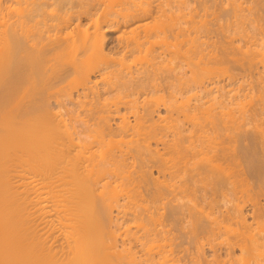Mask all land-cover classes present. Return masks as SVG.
<instances>
[{
    "label": "bare ground",
    "instance_id": "6f19581e",
    "mask_svg": "<svg viewBox=\"0 0 264 264\" xmlns=\"http://www.w3.org/2000/svg\"><path fill=\"white\" fill-rule=\"evenodd\" d=\"M57 1L54 9L49 0H0V264H264V200L252 197L264 199V123H253L256 132L235 134L240 140L227 133L223 139L225 126L229 130L245 123L236 117L240 109H231L236 114L228 111V117H221V140L220 133L207 135L202 128L205 114L199 113L210 112L203 101L194 107L178 106L177 95L194 90H184L188 80L181 72L186 63L195 65H190V81L206 90L218 80L208 79L212 83L206 85L204 72H211V61H220L218 52L211 50L213 55L204 60L211 52H204L201 32L189 37L182 6L186 0H175L177 14L174 0ZM96 1L105 5L102 11ZM67 3L79 9L65 8ZM84 15L89 16L87 27L76 21ZM121 27L117 57L108 47V33ZM210 27L203 29L204 37L212 33ZM246 35L247 47L246 42L236 47L235 36L230 43L241 50V65L248 59L245 66L254 70L244 68L254 72L264 46L253 47L258 40ZM221 46L224 56L232 54L233 46L229 45L231 53ZM169 57L184 69L178 73L173 64L168 69ZM218 70L216 65V75ZM214 87L205 94L218 92L214 99L236 96L231 89ZM173 100H178L176 106ZM255 105L257 110L259 104ZM161 106L170 113L164 126L158 124L164 116L155 119ZM175 107L187 119L183 125L170 111ZM208 114V123L219 124L220 117L217 121L214 113ZM130 158L139 165L131 164ZM243 160L249 165L242 172L237 168ZM252 179L256 186L250 184ZM143 200L152 205L144 202L147 206L142 207ZM193 200L191 210L188 202ZM249 200L252 209L246 210ZM206 206L218 214L211 217V210L203 211ZM174 230L182 235L175 236Z\"/></svg>",
    "mask_w": 264,
    "mask_h": 264
},
{
    "label": "rangeland",
    "instance_id": "374dc122",
    "mask_svg": "<svg viewBox=\"0 0 264 264\" xmlns=\"http://www.w3.org/2000/svg\"><path fill=\"white\" fill-rule=\"evenodd\" d=\"M49 1H51V6H52V8H54V9H57L58 7H57V0H49ZM171 1H173V0H171ZM185 1V0H184ZM229 1V2H228ZM232 0H186L185 2H186V4L187 5H184L185 4V2H184V4H182V6L183 7H185V8H183V11L185 10V12H186V15H184L185 17L184 18H186V24H184L186 27H188V30L187 31H189L190 30V34L191 35H189V37L191 36V38H193V36H195V37H197L199 34H200V32H201V38L203 37L204 39H202V40H206V43H205V45L203 46L204 47V52H205V50H206V54L207 53H209V52H218L217 54V56L220 58V61H223V63L222 62H220L219 61V63L217 62L218 60H216V63H215V60L214 61H211V66L213 67V68H211L210 67V65L208 64V68L210 67L212 70H211V72L210 71H205L204 73L206 74V73H208V75H205L204 77L206 78V85H208V84H211L212 82H210L211 81V79L212 78H214L213 79V82H215V81H217V82H215V83H218V84H215V83H212L211 84V86H214L215 85V90H217V88H218V90H220L221 91V88H223V87H226V89L224 88V90H233L232 91V94H234V95H236V96H233V95H231L230 97H225V98H219V99H223V100H221V102L220 101H218L219 99H214V96L218 93H215V94H213V95H208L207 96V94H205V93H207V92H205V91H207V90H209V88H211V86L210 85H208V87L206 88V90H205V88H201L200 86H199V83L198 82H196V81H190L193 77V71H192V68H193V66H194V69H195V65H194V63H191L193 66H190L191 64L190 63H186V66H184L185 67V69L183 70V69H181V70H183L182 72H181V70H179L178 68H177V62H176V60L175 59H173V58H171V57H169L170 59L169 60H167V61H169L168 63H165V64H168L167 65V67H169L170 66V64L172 65H174V67H175V65H176V71H178V73L179 72H181V73H183L184 74V79L187 81L188 80V84L191 82L192 84L191 85H189L188 86V84H187V86L185 87V91H187L186 89H188V90H195L196 91V93H195V91L193 90V92L192 91H187L184 95H177L178 96V100H179V98H181L180 100H179V102H178V100L175 102L174 100H173V102H175L174 103V106H176L178 103H179V107L181 106V108H183V106L185 105V106H188V108L189 107H191V105H193V107H194V104L195 105H197V104H200V103H202L201 101H203L204 102V105H203V107L206 109H208L210 112H208V113H216L217 112V110L216 109H218V112L220 113H218V114H215V117L217 118L216 120L217 121H219V117L221 118H223L226 114H227V116L226 117H228V113L229 112H232V113H237L238 112V110L240 109V111L238 112V113H242V114H236L237 116V118H239L240 120L241 119H243L241 122H243L244 123V120H245V125L244 124H242V125H244V126H242L241 125V127L244 129V127L246 128V129H244L243 130V132L241 131V127L239 128V126H238V124H237V127L239 128H235L236 126H233L234 128H230L229 130H226L227 128H226V126L225 125H221L220 124V122H222V118L220 119V121H219V124L222 126V127H220L219 126V124H214L213 122H211L210 123V121H209V123H208V120H210L209 118L210 117H207V112L206 111H204V112H202V111H200V113L199 114H202L203 113V115L205 116H202V117H204L203 119L205 120V122H203L204 120H202V122H203V126L204 127H202L203 128V130H204V128H205V130H206V133H205V131H204V133L205 134H209V133H211L210 135H213V136H216L218 133H220L221 131H225V132H221L222 134L223 133H225V135L226 136H222L221 135V133L220 134H218L219 135V138L221 139V140H223L225 137H229V136H227V134L228 135H232L233 134V136L232 137H234V135L235 134H237L238 133V135H242L243 133H245L246 132V130H248V133L250 132V130L249 129H251V132H252V130L255 128L254 127V124H256V123H259V125L262 123H264V120H263V122H262V120L260 121V119H264V107H262V106H264V105H262V103L261 102H263L264 103V97H262V96H264V91L261 89V88H263L264 89V85H262V83L264 84V77H262V74H263V76H264V56L262 57V55H259L258 57H256L257 58V60L258 59H260V60H258V64L256 63V65L254 66L255 67V71L253 72V70H254V68L253 67H247L249 64H247L246 66H245V64L246 63H248L247 61H248V59L246 60V63H243L244 64V66H243V64L241 65V63L244 61L245 62V58H244V56L240 53V51H239V48H236V47H238L239 46V44H240V47L242 46V45H244L243 43H245L246 41H245V39L248 41V39H247V35L246 36H243V34L245 35V34H248V36L250 35V34H252V35H254L253 36V38L255 37V41L256 40H258V41H256V43H257V45L255 44V46H253V47H256V46H261V47H263L264 45L263 44H259V43H264V9H263V7H264V0H234V3H233V1H232V3H230ZM236 1V2H235ZM239 1H240V5H241V2H242V5H241V7H239V9L238 10H240V9H242V6L244 5V3H245V5L243 6L245 9H242L243 11L239 14L238 13V15L240 16V18H239V16L237 15V14H235V12L237 13V12H240V11H238L237 9V11L235 10L234 11V9L235 8H233L234 6H235V3H237V4H239ZM262 1H263V3H262ZM76 2V1H75ZM74 2V4L75 5H77L76 3ZM79 2V1H78ZM98 1H96V4H98V5H100L101 4V6H98V7H102V9H101V11L103 10V8H104V4H106L107 3V0H104V4H102L103 3V0H102V3H101V1H100V3H97ZM174 2V3H173ZM171 4H173V5H175L174 6V10H175V7H176V5H177V7H179L178 6V2L176 1L175 2V0L173 1ZM49 3V2H48ZM229 3L230 4H232V5H230L229 6ZM256 3H258V4H256ZM68 4V3H67ZM67 4H65V8H69L70 6H72L71 4L69 5L68 4V6H67ZM260 4H262L261 6H259V7H257L256 8V6L257 5H260ZM187 6V7H186ZM227 6V9H228V7H229V9H230V12H229V10L227 11V9L225 8L224 9V7H226ZM249 7V11H250V9H251V11H250V13H249V11H247L248 9H247V7ZM76 7V6H75ZM177 7H176V13L175 14H177ZM236 7V6H235ZM253 7V8H252ZM262 7V8H261ZM71 8V7H70ZM233 8V9H232ZM77 9H79V7H76V9L72 6V10H77ZM247 9V10H246ZM258 9H261V10H258ZM49 10H53V9H51L50 7H49ZM172 10H173V8H172ZM100 11V10H99ZM247 12V14L249 15H244V13L246 14V12ZM259 11V12H258ZM179 12V11H178ZM185 12H183V14H185ZM232 12V13H231ZM234 12V13H233ZM252 12V13H251ZM242 13H243V15H244V17H242ZM259 13V14H258ZM225 14V15H224ZM227 14H229V16L227 15ZM233 14V15H232ZM234 14L235 15H237L238 17H235L234 16ZM232 15V16H231ZM259 15V16H258ZM261 15V16H260ZM223 16H225V17H223ZM248 18H246V17ZM228 17V18H227ZM235 17V18H234ZM242 17V18H241ZM261 17V18H260ZM221 18H226L225 20H223V19H221ZM81 19H82V21H81ZM81 19L80 18H78V19H76V21L79 23H82V27H87L88 25H89V22H90V20H89V16H87V15H84V16H82L81 17ZM220 19H221V21H220ZM241 20L242 19V21H244L243 19H246L243 23L242 22H240V20H239V22L237 21H234V20ZM79 20V21H78ZM200 20L202 21V22H200ZM205 20V21H204ZM230 22H229V21ZM76 21L74 22L75 24H76ZM149 21H151L152 22V18L151 19H149ZM211 21H213V23H211ZM217 21V22H216ZM224 21V22H223ZM228 21V22H227ZM185 22V21H184ZM236 22V23H235ZM73 23V24H74ZM202 25H201V24ZM206 24V25H208V26H206V25H203V24ZM217 23L218 24H228L229 26H227V24L225 25L226 26V28H225V26H223L222 24L221 25H217ZM244 25V27H243V29H242V24ZM72 24V25H73ZM74 24V25H75ZM212 24H216L215 26L214 25H212ZM231 24V25H230ZM235 24H240L239 25V27H237L238 25H235ZM71 25V28L72 27H74V25L72 26ZM211 27H210V26ZM214 26V27H213ZM219 26H222V28H220ZM240 26H241V28H240ZM212 28L211 30H212V33H210L211 34V37L208 35V33L207 32H205V34H207V36L205 35V37H204V33L202 32L203 31V29H204V31L205 30H207L208 28ZM230 29H229V28ZM70 27H69V29H71ZM216 28V29H215ZM221 29L220 30V32L221 33H219V30L218 29ZM234 28H236V30H235V33H234V31L232 32L231 30H234ZM237 28H239V29H242V30H245L244 32L245 33H243L242 32V34H241V31L242 30H239L238 29V31H237ZM245 28H247V30L245 29ZM69 29H67V31L69 30ZM120 29L121 30H123V28L121 27V28H119L117 31H113V32H109L108 33V40H109V42H108V47L110 48V47H112V48H110V52L112 53V55H114V56H117V55H119V54H117L116 52H117V50L115 51V43H116V36H117V34H118V32H120ZM192 30V31H191ZM213 30H215V32H216V34H215V32H213ZM229 31H230V33L232 32V34L230 35V36H228V34L227 33H229ZM247 31H249V33H247ZM191 32H193V34L191 33ZM239 32V33H238ZM196 33H199V34H196ZM214 33V34H213ZM219 33V34H218ZM120 34V33H119ZM189 34V33H188ZM213 34V35H212ZM235 34V35H234ZM237 34V35H236ZM214 35H218L217 37L216 36H214ZM221 36V37H220ZM229 38H228V37ZM233 36V37H232ZM234 36H235V38H234ZM188 36H187V39H191V38H189ZM206 37H207V39H206ZM210 37V38H209ZM230 37H231V41L229 40L230 39ZM200 38V39H201ZM209 38V39H208ZM232 38H234V39H237V40H233V43H234V45L236 44V47L235 46H233V43H232V46H233V49H232V46H231V43L230 42H232ZM252 37L250 36V39H251ZM216 39H217V44H215V42H216ZM229 40V42L228 43H230V44H228V43H226L228 40ZM242 40V42H239V41H241ZM250 39H249V41H250ZM221 40V41H220ZM208 41V42H207ZM244 41V42H243ZM189 42V41H188ZM214 42V44L216 45V47H215V45L214 44H212ZM236 42V43H235ZM252 42V41H251ZM247 43L248 44H250V42H246L245 43V47H247ZM242 44V45H241ZM206 45H208L207 46V48L205 49V47H206ZM214 45V46H213ZM219 45V46H218ZM222 45V46H221ZM229 45H230V48L232 49V51L230 50V48H229ZM220 46L221 47H227L226 48V50L225 51H229V53H231L232 52V54H226L225 56H224V51H223V49L221 48L220 49ZM107 47V48H108ZM235 47V48H234ZM215 48H217V49H215ZM224 48V49H225ZM229 48V49H228ZM244 48V47H243ZM264 48V47H263ZM235 49V50H234ZM245 49V48H244ZM109 50V49H108ZM211 50V51H210ZM214 50V51H213ZM235 52H234V51ZM207 51H209V52H207ZM219 51H223V58L221 57V56H219V54L221 53V52H219ZM231 51V52H230ZM238 51H239V53H238ZM264 51V50H263ZM115 52V53H114ZM210 53V54H207V56L204 58V60L206 59V60H208L210 57H211V55H213V53ZM234 52V53H233ZM236 52H237V54H236ZM114 53V54H113ZM222 54V53H221ZM220 54V55H221ZM237 55V57H239V58H235L234 56H236ZM210 55V56H209ZM231 55H234V56H231ZM239 55H241V56H239ZM118 57V56H117ZM234 57V58H233ZM261 57L263 58V60H261ZM231 59V60H230ZM241 59H242V61H241ZM194 60H196V59H194ZM226 60H227V62H228V60H229V62L227 63L226 62ZM240 60V61H239ZM256 60V59H255ZM172 61V62H171ZM178 61V60H177ZM232 61V62H231ZM233 61H235L234 63H233ZM263 63H261V62ZM214 63V64H213ZM218 63V64H217ZM236 63H238V64H236ZM222 66H221V65ZM172 65V66H173ZM216 65H217V70L219 71H217V75H216ZM259 65V66H258ZM261 65V66H260ZM172 66H170L168 69H172ZM191 68H190V67ZM256 66H258L259 67V69L260 70H262V72H261V74L258 72V70L256 71V69H258ZM244 67H247V68H249V69H253L252 70V72L249 70V69H247V68H244ZM210 68H209V70H210ZM214 68H215V70H214ZM227 68H228V71H226L227 70ZM191 69V70H190ZM222 69H223V71H222ZM247 71H250L249 73L248 72H246V70ZM169 70V71H170ZM259 70V71H260ZM174 72V73H176L177 74V72ZM186 71V72H185ZM215 71V72H214ZM225 71V72H224ZM171 73V72H170ZM186 73V74H185ZM211 73H212V75L214 74V76H210L211 75ZM219 73V74H218ZM253 73V74H252ZM257 74V75H256ZM260 75V78H258V76ZM189 76H191L192 78H190ZM218 77V78H217ZM258 78V79H257ZM262 78V79H261ZM173 79V80H172ZM210 81H209V80ZM215 79H217V80H215ZM221 79V80H220ZM171 81H173V82H175L174 80V78H171L170 79ZM193 80V79H192ZM258 80L260 81V83L258 82ZM263 80V81H262ZM262 81V82H261ZM193 82H194V84H193ZM198 83V84H196V83ZM210 82V83H209ZM186 85V84H185ZM195 85V86H194ZM199 86L200 87V89L198 90V87L197 86ZM219 85V87H217V86ZM229 85V86H228ZM261 85V86H260ZM176 86V85H175ZM190 86H191V89H190ZM263 86V87H262ZM187 87H189V88H187ZM193 87V88H192ZM196 87V88H195ZM221 87V88H220ZM176 88V87H175ZM220 88V89H219ZM203 89V90H202ZM202 90V91H201ZM263 92H261V91ZM204 91V92H203ZM189 92V93H188ZM192 92V93H191ZM173 93H175V91L173 92ZM261 93V94H260ZM196 94V95H195ZM239 94V95H238ZM263 94V95H262ZM193 95H195V96H197V97H199V95L201 96H203V97H201V98H196L195 96H193ZM218 95V94H217ZM238 95V96H237ZM188 97V98H186V97ZM193 96V97H192ZM235 97V101H234V98H231V97ZM207 97V98H206ZM237 97V98H236ZM262 100H260L259 98ZM148 98H151V96H149ZM183 98H185V100L183 99ZM227 98V99H226ZM231 98V100H229ZM199 101H198V100ZM206 101V103H205V101ZM210 99V100H209ZM224 99H226V100H224ZM237 99V100H236ZM238 99L240 100V101H238ZM251 99H253L252 100V102H251ZM254 99H259L258 101L257 100H255L254 101ZM188 100V102H186ZM196 100V101H195ZM201 100V101H200ZM208 100V101H207ZM233 100V101H232ZM242 100V101H241ZM181 101V102H180ZM211 103H210V102ZM213 101V102H212ZM222 101H223V103H224V105H223V103H222ZM250 101V102H249ZM173 102H171V103H173ZM178 102V103H177ZM207 102H209V103H207ZM217 102V103H216ZM228 102H230V104H231V107H229L228 106ZM255 102V104L256 103H258L259 105H260V107H259V105H257V107H258V109L259 108H261V109H263L262 111H261V109L260 110H256V109H254V108H256V105L255 104H253ZM182 103V104H181ZM189 105H188V104ZM219 103H222V105H220ZM233 103H234V105H233ZM237 103H240V104H242V106L240 105V104H238L237 105ZM187 104V105H186ZM205 104H209V105H205ZM216 104V105H215ZM249 104H251V105H253V106H251V105H249ZM234 107H233V106ZM255 105V106H254ZM173 106V104L170 106L169 104H168V108H172V107H174ZM185 106H184V108H185ZM211 108H210V107ZM215 108H214V107ZM239 106V107H238ZM246 106V107H245ZM249 106H250V109H249ZM225 107H227V108H225ZM252 107V108H251ZM166 108L167 107H164V106H161V113H159V114H157V116L155 117V119H156V121L159 119V118H157V117H160L159 115H161V116H164V117H160V121L158 122V124H160L161 122H162V124H160V125H163L164 126V124L166 125V123H168V122H166L165 123V121H167V119H165V116H167L168 117V115L170 114V113H168V110H166ZM176 108V107H175ZM175 108H173V109H170V111L173 113V117L175 116V118L177 117V119H178V121L177 122H179V120H180V125H183V123H184V121H187V119H186V117H184V115H183V113H181V112H177V108L175 109ZM203 108V109H204ZM210 108V109H209ZM214 108V109H213ZM246 108H248L247 110H246ZM160 109V108H159ZM204 109V110H205ZM206 109V110H207ZM219 109H222V110H219ZM234 110L235 112H233L232 110ZM244 109V110H243ZM253 109V110H252ZM172 110H176V111H172ZM211 110H213V111H211ZM216 110V112H214ZM250 110V112L252 113V114H258V112H259V114L260 115H254V116H252V115H249V114H251L250 112H247V111H249ZM229 111V112H228ZM243 111H244V113H243ZM261 111V112H260ZM167 112V113H166ZM177 113V114H176ZM180 115H179V114ZM247 113H249V114H247ZM262 113V114H261ZM177 116H176V115ZM244 114H245V118L246 119H244V117H242V116H244ZM77 115V114H76ZM75 115V116H76ZM183 115V116H182ZM209 116H210V114H208ZM221 115H223V116H221ZM242 115V116H241ZM248 117H247V116ZM262 115V116H261ZM181 116V117H180ZM211 116H212V114H211ZM261 116V117H260ZM213 117H214V115H213ZM225 117V118H226ZM258 119V120H256V118ZM259 117H260V119H259ZM164 118V120H162ZM182 118H184V119H182ZM251 118H252V120H251ZM253 118H255V120L257 121H255ZM68 119V118H67ZM118 120V118L117 119H115L114 121H112V123H114V125H115V122ZM169 120V119H168ZM247 120V121H246ZM249 120V121H248ZM255 122H254V121ZM74 121H75V119H74ZM181 121H182V124H181ZM250 121H252V122H250ZM73 122V121H72ZM76 122V121H75ZM118 122V121H117ZM240 122V123H241ZM261 122V123H260ZM77 124H79V122H76ZM169 123H170V120H169ZM188 123V122H187ZM247 123V124H246ZM254 123V124H253ZM190 124V123H189ZM205 124H206V126H209V128H207L206 126H205ZM214 125L213 127L211 126V125ZM218 126V127H217ZM225 126V130H223L224 127ZM165 127H168V126H165ZM263 127H264V124H263ZM171 128V127H170ZM169 128V129H170ZM221 128H223L222 130H221ZM168 129V128H167ZM208 129V130H207ZM234 129H236V130H234ZM238 129V130H237ZM256 129V128H255ZM254 129V132H256V130ZM172 130V129H171ZM171 130H169L168 132H169V135H170V138H171V135L173 134L172 133V131ZM213 130H215V132L213 131ZM221 130V131H220ZM234 131V133H233V131ZM241 132H240V131ZM220 131V132H219ZM232 131V132H231ZM239 131V132H238ZM209 132V133H208ZM214 132V133H213ZM230 132V133H229ZM236 132V133H235ZM227 133V134H226ZM240 133V134H239ZM216 134V135H215ZM217 135V136H218ZM220 135H221V137L223 138H221L220 137ZM230 135V136H231ZM237 135H235V139L238 137V140H240L239 138H240V136H237ZM219 138L217 139V140H219ZM236 143H238L236 146H239L240 145V142H237V141H235ZM236 143H234V146H235V144ZM155 144V143H154ZM243 144H247V142H245V143H242V145ZM249 144V143H248ZM261 143H259V148L262 146V145H260ZM154 146V145H153ZM155 146H156V144H155ZM154 146V147H155ZM163 145H159V147H162ZM233 146V147H234ZM244 146V145H243ZM237 148V147H236ZM239 148V149H238ZM237 149L238 150H240V146L238 147ZM242 149V148H241ZM260 149H262V148H260ZM259 149V150H260ZM258 151V150H257ZM257 151H255V152H253V154L255 153H257V154H259ZM241 153V152H240ZM256 154V155H257ZM241 155V154H240ZM243 155V154H242ZM131 160V161H130ZM130 160H128V161H130V163L131 164H134L135 165V163H136V165L138 164L139 165V161H137V160H133V159H131L130 158ZM249 162L246 160H243V163H242V161H241V165H239V168H237V170H240V171H242V169H243V171H244V169H245V167H247V169H248V164ZM245 165V166H244ZM247 165V166H246ZM134 168V167H133ZM241 168V169H240ZM246 170V169H245ZM153 171H154V175H156V176H158V172H157V169H153ZM242 171V172H243ZM162 177V176H161ZM160 177V179H163V178H161ZM252 182H253V179L251 180ZM250 182V184L251 185H255L256 186V181L255 182ZM251 185H249L250 186V188H253V186L251 187ZM253 191V190H252ZM255 196V197H254ZM257 196V197H256ZM252 197H254L253 199H258L259 197V200L260 199H262L261 201H263L264 199H263V197L261 198V196H258V195H253ZM251 197V198H252ZM141 201V200H140ZM250 201V200H249ZM143 202V205H142V207H144L145 205H144V202L146 203H148L147 205H152V203L150 204V201L149 200H146V201H142ZM142 202H140L141 204H142ZM190 202V203H189ZM188 202V205L190 206V204H191V206L193 205V204H195V202H194V200L191 202V201H189ZM252 200L250 201V202H247V208H246V210L248 209V210H250V209H252ZM187 204V203H186ZM146 205V206H147ZM188 205H186L185 206V210H184V212L185 213H188L189 211H190V209L192 210V207L189 209L188 208ZM193 207H194V205H193ZM207 207H208V209H207ZM189 209V211H188V209ZM209 206H206L205 207V209L203 210L204 212H206L207 214H209V210H211L210 212H212L213 214H212V216L211 217H213V216H215V215H217L218 213L216 212V211H214L212 208H210ZM250 208V209H249ZM194 210V209H193ZM206 210H208V211H206ZM116 211V210H115ZM114 211V214H116L117 213V211L115 212ZM211 214V213H210ZM210 216V215H209ZM249 218H251V216L249 215ZM189 220V219H188ZM250 221H253V219L251 218L250 219ZM190 223L191 222H187V223H185V228H184V230L182 231V232H186V231H188L189 230V228L187 227L188 225L190 226ZM254 225H256V224H254ZM171 227V226H170ZM169 227V228H170ZM175 231V236H179V234L180 235H182V233H178V230H174ZM177 231V232H176ZM178 233V234H177ZM188 235H190V233H188ZM181 239V238H180ZM180 239H177V240H175L174 239V241L175 242H179L180 241ZM221 239V238H220ZM219 239V240H220ZM218 240V241H219ZM212 251L210 250V249H208V254H210Z\"/></svg>",
    "mask_w": 264,
    "mask_h": 264
}]
</instances>
